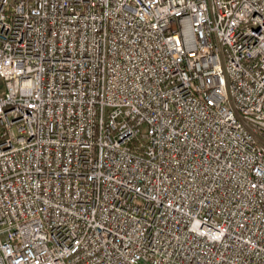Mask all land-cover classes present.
Returning <instances> with one entry per match:
<instances>
[{
  "label": "built area",
  "instance_id": "obj_1",
  "mask_svg": "<svg viewBox=\"0 0 264 264\" xmlns=\"http://www.w3.org/2000/svg\"><path fill=\"white\" fill-rule=\"evenodd\" d=\"M0 264H264V0H0Z\"/></svg>",
  "mask_w": 264,
  "mask_h": 264
}]
</instances>
